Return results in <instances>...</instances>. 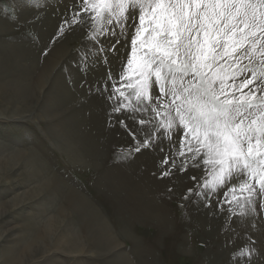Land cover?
<instances>
[{"label": "rangeland", "instance_id": "obj_1", "mask_svg": "<svg viewBox=\"0 0 264 264\" xmlns=\"http://www.w3.org/2000/svg\"><path fill=\"white\" fill-rule=\"evenodd\" d=\"M77 3L0 0V264H264L261 201L228 220V205L217 206L223 190L209 208L182 199L202 167L161 177L178 137L172 153L165 140L163 152L117 158L134 145L118 122L125 115L110 123L111 102L89 89L109 70L118 76L125 46L82 72L87 25L57 35ZM132 34L130 26L129 50ZM92 215L102 234L87 230ZM242 249L255 251L234 256Z\"/></svg>", "mask_w": 264, "mask_h": 264}, {"label": "snow or ice", "instance_id": "obj_2", "mask_svg": "<svg viewBox=\"0 0 264 264\" xmlns=\"http://www.w3.org/2000/svg\"><path fill=\"white\" fill-rule=\"evenodd\" d=\"M70 9L57 35L87 25L82 72L101 55L107 65V54L125 46L118 76L109 70L89 89L111 102L110 123L125 115L118 122L134 145L117 158L163 152L165 140L172 153L178 137L161 177L189 164L204 173L202 182L191 177L183 200L209 208L223 190L217 206L228 205V220L256 212L258 201L264 209V0H78ZM106 38L116 43H100Z\"/></svg>", "mask_w": 264, "mask_h": 264}, {"label": "bare ground", "instance_id": "obj_3", "mask_svg": "<svg viewBox=\"0 0 264 264\" xmlns=\"http://www.w3.org/2000/svg\"><path fill=\"white\" fill-rule=\"evenodd\" d=\"M55 56H56V54H55ZM52 60H53V58H52ZM51 59L49 60V61H47V63H51L52 64V61ZM52 66V65H51ZM22 198V197H21ZM17 199V198H16ZM19 201V200H18ZM17 202H15L14 201V203L13 204H11L12 206L14 205V206H16L17 204H16ZM8 211V210H7ZM6 213H4V215H5ZM3 214H0V217H3L4 216ZM86 215V214H85ZM85 222V226H86V228H87V230H88V228L89 229H95V230H97V233H99V234H102L103 233V231H104V226H103V224H102V222L99 220V218H98V216L97 215H92L91 216V219L90 220H86V221H84ZM85 230V229H84ZM88 231H90V230H88ZM57 242V241H56ZM55 242V243H56ZM70 242V241H69ZM71 243V242H70ZM75 251V250H74ZM47 254V253H46ZM33 255V254H32ZM32 261V259H28L27 260V262L26 263H24V264H29L30 262Z\"/></svg>", "mask_w": 264, "mask_h": 264}]
</instances>
